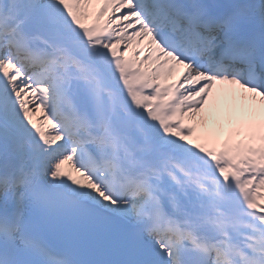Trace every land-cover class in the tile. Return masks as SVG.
Wrapping results in <instances>:
<instances>
[{"label": "snow or ice", "instance_id": "1", "mask_svg": "<svg viewBox=\"0 0 264 264\" xmlns=\"http://www.w3.org/2000/svg\"><path fill=\"white\" fill-rule=\"evenodd\" d=\"M0 264H264V0H0Z\"/></svg>", "mask_w": 264, "mask_h": 264}, {"label": "rangeland", "instance_id": "2", "mask_svg": "<svg viewBox=\"0 0 264 264\" xmlns=\"http://www.w3.org/2000/svg\"><path fill=\"white\" fill-rule=\"evenodd\" d=\"M36 115H38V116H39L40 114H38V113H37ZM37 122H38V123H41V121H40V120H38Z\"/></svg>", "mask_w": 264, "mask_h": 264}, {"label": "bare ground", "instance_id": "3", "mask_svg": "<svg viewBox=\"0 0 264 264\" xmlns=\"http://www.w3.org/2000/svg\"><path fill=\"white\" fill-rule=\"evenodd\" d=\"M38 114H41V113H38ZM38 116V115H37ZM40 116V115H39Z\"/></svg>", "mask_w": 264, "mask_h": 264}]
</instances>
